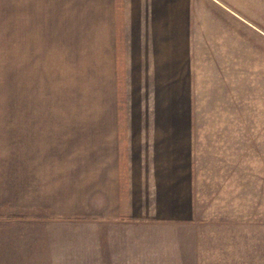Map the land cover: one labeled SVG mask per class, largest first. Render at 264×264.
<instances>
[{"label": "crops", "instance_id": "crops-1", "mask_svg": "<svg viewBox=\"0 0 264 264\" xmlns=\"http://www.w3.org/2000/svg\"><path fill=\"white\" fill-rule=\"evenodd\" d=\"M213 12L225 22L216 40ZM218 49L237 82L250 58L252 91L264 100V29L221 0H0V264L176 257L173 221L147 217L133 190L165 179L171 189L179 156L148 167L137 147L148 126L128 121V87L187 84L189 97L190 84L209 82ZM69 82L102 84L93 97L106 100L94 110L102 121L71 141L44 104L46 84Z\"/></svg>", "mask_w": 264, "mask_h": 264}, {"label": "rangeland", "instance_id": "rangeland-1", "mask_svg": "<svg viewBox=\"0 0 264 264\" xmlns=\"http://www.w3.org/2000/svg\"><path fill=\"white\" fill-rule=\"evenodd\" d=\"M221 1L264 29V0ZM224 26L213 12V40ZM220 56L219 49L213 51L209 82L190 84L189 97L187 84L128 87V121L148 126L137 145L148 167L160 156L180 160L171 189L165 179L162 187L133 190L142 213L174 223L171 245L177 256L164 264H264V100L252 91L250 58H244L246 82H237L234 66L223 71ZM94 85L46 84L49 122L67 124L69 141L86 137L88 130L75 129L103 119L94 110L106 100L93 97L94 89L103 95L102 84ZM105 88L112 91L111 84ZM171 169L168 164L165 173Z\"/></svg>", "mask_w": 264, "mask_h": 264}]
</instances>
